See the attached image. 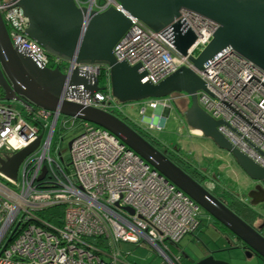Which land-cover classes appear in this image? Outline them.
<instances>
[{"label": "built area", "instance_id": "1", "mask_svg": "<svg viewBox=\"0 0 264 264\" xmlns=\"http://www.w3.org/2000/svg\"><path fill=\"white\" fill-rule=\"evenodd\" d=\"M74 1L98 12L120 8L118 0ZM0 13L12 44L40 66L66 74L74 68L94 75L104 68L108 73L104 64L66 60L46 51L27 36L28 18L13 2L0 0ZM130 19L113 53L119 61L139 63L145 71L142 81L152 83L180 66L192 67L189 57L197 56L218 26L188 9H181L161 30ZM176 21L196 35L185 55L172 44ZM196 73L206 86L196 91L198 103L223 121L218 130L235 147L264 168V70L227 47ZM3 95L0 86V155H11L37 137L40 140L19 163L15 178L0 170V264H117L120 244L141 240L169 261L168 243L178 244L196 230L204 210L109 130L71 117L80 131L71 139L68 163L61 157L60 162L50 152L61 113L25 105L23 113ZM74 100L123 114L107 83L104 89ZM165 101L148 98L146 105L166 108ZM43 167L46 173L38 179ZM204 187L210 190L213 183L207 181ZM54 205L63 206L59 224L38 215Z\"/></svg>", "mask_w": 264, "mask_h": 264}, {"label": "water", "instance_id": "2", "mask_svg": "<svg viewBox=\"0 0 264 264\" xmlns=\"http://www.w3.org/2000/svg\"><path fill=\"white\" fill-rule=\"evenodd\" d=\"M22 8L28 18L26 34L51 54L80 63L104 64L108 68L109 89L119 102L138 101L184 92L190 105L184 111L188 126L199 129L219 148L229 153L246 175L257 181L247 192L249 203L264 202V168L235 147L219 130L216 120L199 106L196 91L206 89L196 73L204 63L224 48H231L264 70V0H118L120 8L104 11L78 7L74 0H9ZM181 9L201 14L218 24L209 42L197 56H190L192 67L180 66L158 81H142L145 71L139 63L119 61L113 47L131 23V16L153 30H161L179 15ZM172 44L185 55L196 35L179 21L172 24ZM0 86L3 98L25 106L58 110L103 127L134 150L167 180L193 199L206 213L227 228L247 246V256L264 261V221L251 225L190 174L173 162L134 128L112 112L83 105L80 99L104 89L98 75L74 68L62 73L58 68L40 66L28 52L12 44L0 13ZM169 108H165L168 114ZM11 155H0V170L15 178L21 160L39 143ZM71 140L68 142L70 147ZM46 173L45 167L38 179ZM131 212L132 210L128 208ZM192 264H231L208 254Z\"/></svg>", "mask_w": 264, "mask_h": 264}, {"label": "rangeland", "instance_id": "3", "mask_svg": "<svg viewBox=\"0 0 264 264\" xmlns=\"http://www.w3.org/2000/svg\"><path fill=\"white\" fill-rule=\"evenodd\" d=\"M99 85L105 86L106 83L99 81ZM158 99L167 100L165 102H167L166 108H169L168 114H165V108L160 110L161 106L156 109L159 112L153 113L154 109L149 108L146 105L147 99H144L119 102L123 112L119 115L127 116L130 122L148 130L150 134L168 147H178L180 153L194 164L195 169L203 170H201L203 172L201 175L204 176L205 182L210 181L216 184L219 193L225 195L228 191L240 201L248 203L261 216L254 225L264 221V202L256 205L249 203L250 198L247 192L252 189L250 188L251 179L236 164L229 153L216 146L210 138L203 136L202 133L199 135L194 133L193 128L186 123L184 111L190 105V97L181 91L173 92L169 96ZM10 104L19 111L25 112V108L19 102L10 101ZM198 104L201 106L200 103ZM141 107L146 109L143 114L139 112ZM154 117H156V122L152 121ZM64 120L67 122L62 127ZM72 121L71 117L61 114L51 141V157L60 162L61 157L64 163H68V142L80 131L77 124L72 125ZM211 177L215 178L217 183L213 182ZM201 220L202 223L199 228L184 236L177 247L168 243L171 250L177 252L174 253L175 255L166 253L169 261H166L164 256L150 244L141 240L140 244L122 242L120 249L126 253L120 254V262L117 264H181L179 255H183L184 260L190 261L192 264L206 256L205 254H211L215 259H222L231 264H264L256 255L247 256L241 248L231 246L234 243L232 241L233 235L222 233L213 226L207 225L204 211Z\"/></svg>", "mask_w": 264, "mask_h": 264}, {"label": "trees", "instance_id": "4", "mask_svg": "<svg viewBox=\"0 0 264 264\" xmlns=\"http://www.w3.org/2000/svg\"><path fill=\"white\" fill-rule=\"evenodd\" d=\"M99 81H102L103 83H107L109 81L108 73L104 68L100 70V73L98 75ZM119 118L124 120L127 124H129L132 128H134L138 133H140L145 139H147L150 143H152L156 148H158L161 151H165V154L168 156V146L166 144L161 143L155 136L150 134L148 130H144L142 127L135 125L134 123L130 122L127 116H120L119 113H114ZM177 152L173 157L168 156L173 162H175L177 165H179L184 171H187V169L191 170L192 172H196L194 168V164L191 163L190 160H188L182 153H180L178 147ZM203 176V175H201ZM226 197L228 196L229 201L227 202L224 200H221L224 202L230 209H232L236 214H238L241 218H243L245 221H247L249 224L254 225L258 219L261 218L260 214L256 212L248 203H244L243 201H240L234 194L229 193L226 191L225 193ZM62 205H54L51 207H48L46 209L41 210L38 212V215L52 223L59 224L61 222L60 218L62 216ZM219 223V222H218ZM220 224V223H219ZM222 231L230 233V231L225 228L222 224L219 225ZM237 240H239L237 237H235ZM180 256V263L181 264H191L190 261L187 262V260H184L183 255Z\"/></svg>", "mask_w": 264, "mask_h": 264}, {"label": "flooded vegetation", "instance_id": "5", "mask_svg": "<svg viewBox=\"0 0 264 264\" xmlns=\"http://www.w3.org/2000/svg\"><path fill=\"white\" fill-rule=\"evenodd\" d=\"M167 151H168V153H167L168 156L173 157V155H175V153L177 152V148H176V146H169ZM201 170L195 169L196 172H192L191 170L187 169L188 174H190L196 181H198L201 185L204 186L205 180H204V176H201V174L203 173L202 172L203 170L202 171ZM211 180L213 182L217 183V180H215V178L211 177ZM251 181H252V185L250 188H253L257 184V181L252 180V179H251ZM209 191L212 194H214L217 198L224 200V201L227 200V202L229 201V198L227 199L226 195L218 192V190L216 188V184L213 183V188L210 189ZM204 214L206 215V218H207V225L213 226L217 231H221L222 233H226V234L228 233V232L222 231V229L219 226L220 224L213 217H211L208 213H206L204 211ZM201 223H202V220L200 221V223L198 224L196 229L199 228ZM262 229H264V228H262ZM229 234L232 235L231 233H229ZM232 241L234 243L231 246L241 248L243 252L246 251L247 246H245V244L243 242H241L240 240H237L234 236H232ZM263 263H264V261H263Z\"/></svg>", "mask_w": 264, "mask_h": 264}, {"label": "crops", "instance_id": "6", "mask_svg": "<svg viewBox=\"0 0 264 264\" xmlns=\"http://www.w3.org/2000/svg\"><path fill=\"white\" fill-rule=\"evenodd\" d=\"M158 107H155V108H151L153 111V113H157V112H159V111H157L156 109H157ZM161 111L163 110V108H161L160 109ZM152 121H154V122H156V117H154V119L152 120ZM123 243H125V242H123ZM121 245V244H120ZM172 246H174V247H177V245L178 244H171ZM168 250H169V252L168 253H172V255L174 254V253H177V252H174L173 250H171V248L169 247V244H168ZM122 251V250H121ZM123 252V251H122ZM123 253H126V252H123ZM175 255V254H174ZM205 255H207V254H205Z\"/></svg>", "mask_w": 264, "mask_h": 264}, {"label": "bare ground", "instance_id": "7", "mask_svg": "<svg viewBox=\"0 0 264 264\" xmlns=\"http://www.w3.org/2000/svg\"><path fill=\"white\" fill-rule=\"evenodd\" d=\"M192 131L198 135L201 134V131L199 129L193 128Z\"/></svg>", "mask_w": 264, "mask_h": 264}]
</instances>
